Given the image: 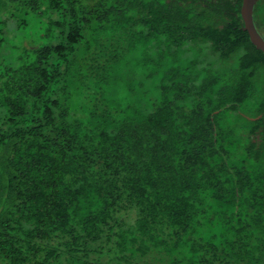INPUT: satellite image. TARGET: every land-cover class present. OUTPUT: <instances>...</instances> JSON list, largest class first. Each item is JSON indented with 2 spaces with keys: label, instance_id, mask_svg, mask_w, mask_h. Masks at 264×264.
Wrapping results in <instances>:
<instances>
[{
  "label": "trees",
  "instance_id": "obj_1",
  "mask_svg": "<svg viewBox=\"0 0 264 264\" xmlns=\"http://www.w3.org/2000/svg\"><path fill=\"white\" fill-rule=\"evenodd\" d=\"M240 5L0 0V264H264V53ZM42 8L37 45L5 52L8 16Z\"/></svg>",
  "mask_w": 264,
  "mask_h": 264
},
{
  "label": "rangeland",
  "instance_id": "obj_2",
  "mask_svg": "<svg viewBox=\"0 0 264 264\" xmlns=\"http://www.w3.org/2000/svg\"><path fill=\"white\" fill-rule=\"evenodd\" d=\"M50 15L51 12L44 11L43 8L37 12H29L28 14H23V16L17 15V19H26V23L23 25L20 32L13 29L16 26V19L14 17L8 16L6 23L7 28L5 32L6 38L9 40L10 45L8 44V46L5 47L4 51L9 52L13 44L15 46H19L22 43L26 44L30 48L35 47L37 44L35 42H32V39H35L36 32H39L41 30V27L43 26L45 21H47ZM22 36H24L25 39V41L23 42L20 41L22 39ZM43 39H46V37L43 36ZM15 49L17 50L18 48Z\"/></svg>",
  "mask_w": 264,
  "mask_h": 264
},
{
  "label": "water",
  "instance_id": "obj_3",
  "mask_svg": "<svg viewBox=\"0 0 264 264\" xmlns=\"http://www.w3.org/2000/svg\"><path fill=\"white\" fill-rule=\"evenodd\" d=\"M255 2L256 0H241L240 16L242 29L247 31L250 42L264 53V37L257 30L253 21L252 13Z\"/></svg>",
  "mask_w": 264,
  "mask_h": 264
}]
</instances>
